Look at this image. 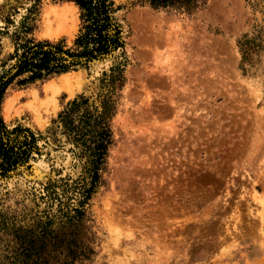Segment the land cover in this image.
Here are the masks:
<instances>
[{
  "label": "rangeland",
  "instance_id": "374dc122",
  "mask_svg": "<svg viewBox=\"0 0 264 264\" xmlns=\"http://www.w3.org/2000/svg\"><path fill=\"white\" fill-rule=\"evenodd\" d=\"M114 1L124 82L97 176L62 115L81 98L94 111L102 72L124 58L21 76L2 96L6 127L28 128L36 144L0 178V264H18L23 230L47 217L66 229L63 213L80 204L75 264H264V0H205L188 11ZM63 5L68 20L42 32L43 11ZM80 26L72 1L0 0V74L17 44L69 47Z\"/></svg>",
  "mask_w": 264,
  "mask_h": 264
},
{
  "label": "trees",
  "instance_id": "16d2710c",
  "mask_svg": "<svg viewBox=\"0 0 264 264\" xmlns=\"http://www.w3.org/2000/svg\"><path fill=\"white\" fill-rule=\"evenodd\" d=\"M58 1V0H56ZM79 7L80 29L67 47L63 41L27 40L17 44L11 60L14 62L0 74V103L6 88L18 77L19 83L46 79L53 75L88 67L93 60L118 54L124 60H115L99 78L94 111L90 110L87 98L74 100L62 115L65 134L80 149L85 157L87 172L97 176L99 165L111 140L108 121L115 114L118 93L124 82L123 66L126 56L123 50L122 27L117 18L120 5L114 0H67ZM133 4L148 5L153 9L193 10L205 0H132ZM11 134H16L11 138ZM23 134V135H21ZM19 135L22 137L19 138ZM34 133L19 125L8 129L0 116V178L5 177L17 165L27 162L35 148ZM88 196L86 195V198ZM65 226L54 231L52 218L38 221L32 230H23L17 235L18 264H75L81 255L79 241L85 222V210L70 208L64 212ZM50 247V249H48ZM51 255H44L45 250Z\"/></svg>",
  "mask_w": 264,
  "mask_h": 264
},
{
  "label": "bare ground",
  "instance_id": "6f19581e",
  "mask_svg": "<svg viewBox=\"0 0 264 264\" xmlns=\"http://www.w3.org/2000/svg\"><path fill=\"white\" fill-rule=\"evenodd\" d=\"M73 6V5H72ZM63 7V10H59L60 8ZM67 7V5H66ZM52 8V7H51ZM49 8V9H45L44 12V18L42 20V32H49L52 30H55L56 28H58L63 22H65V19H67L66 14H68V12H66V8L63 6L59 7V9L54 8ZM51 9V10H50ZM65 9V11H64ZM72 9V8H70ZM69 9V11H70ZM71 12V11H70ZM70 15V14H68ZM66 17V18H65ZM68 20V19H67ZM63 26V25H62ZM41 27V26H40ZM65 27V26H63ZM59 31V30H58ZM55 34V31L54 33ZM34 96V95H33ZM34 99V98H33ZM34 104V102H32ZM30 104V103H29ZM36 105L34 104V107ZM32 108L31 105H29L28 109ZM40 110V109H39ZM38 112V110L36 111ZM36 115V113H35Z\"/></svg>",
  "mask_w": 264,
  "mask_h": 264
},
{
  "label": "water",
  "instance_id": "95a60500",
  "mask_svg": "<svg viewBox=\"0 0 264 264\" xmlns=\"http://www.w3.org/2000/svg\"><path fill=\"white\" fill-rule=\"evenodd\" d=\"M109 58H113V55H108L107 57H104V58L99 59V60H93V61L90 62L89 64L101 63V62H103V61H105V60H108ZM19 166H20V164L17 165L16 168L19 167ZM16 168H15V169H16ZM13 171H14V170L9 171L8 175L11 174V172H13Z\"/></svg>",
  "mask_w": 264,
  "mask_h": 264
}]
</instances>
